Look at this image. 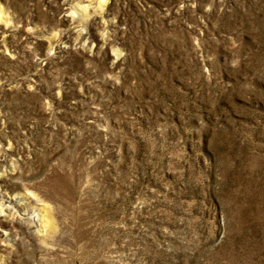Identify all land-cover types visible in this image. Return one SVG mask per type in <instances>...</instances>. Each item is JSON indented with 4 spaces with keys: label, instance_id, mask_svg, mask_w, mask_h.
<instances>
[{
    "label": "rangeland",
    "instance_id": "obj_1",
    "mask_svg": "<svg viewBox=\"0 0 264 264\" xmlns=\"http://www.w3.org/2000/svg\"><path fill=\"white\" fill-rule=\"evenodd\" d=\"M0 264H264V0H0Z\"/></svg>",
    "mask_w": 264,
    "mask_h": 264
}]
</instances>
